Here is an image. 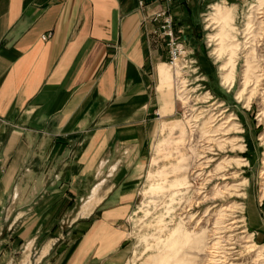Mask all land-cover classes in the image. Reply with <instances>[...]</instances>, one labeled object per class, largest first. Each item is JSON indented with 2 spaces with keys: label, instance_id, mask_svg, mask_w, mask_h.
Returning <instances> with one entry per match:
<instances>
[{
  "label": "rangeland",
  "instance_id": "obj_1",
  "mask_svg": "<svg viewBox=\"0 0 264 264\" xmlns=\"http://www.w3.org/2000/svg\"><path fill=\"white\" fill-rule=\"evenodd\" d=\"M184 1L197 5L191 39L174 21L187 54L180 68L167 60L173 108L155 123L144 149L119 144L102 166V198L126 189L120 217L105 233L119 241L116 249L102 260L81 256L83 221L94 216L80 213L87 197L60 207L52 224L27 209L36 201L31 163L13 183L25 194L0 206V264H207L210 255L220 264L217 250L227 254L225 264H264V243L247 224V207L264 219V0ZM182 158L184 171L177 170ZM183 175L186 184L169 185ZM232 219L233 228L217 239ZM178 226L200 242H185L177 257L167 239Z\"/></svg>",
  "mask_w": 264,
  "mask_h": 264
},
{
  "label": "crops",
  "instance_id": "obj_2",
  "mask_svg": "<svg viewBox=\"0 0 264 264\" xmlns=\"http://www.w3.org/2000/svg\"><path fill=\"white\" fill-rule=\"evenodd\" d=\"M196 5L160 0L139 9L136 0H0V206L25 194L13 183L21 167L33 163L36 201L27 209L48 215L52 224L60 207L87 197L80 213L94 216L83 221L81 256L102 260L116 249L119 241L105 233L114 229L111 218L120 217L126 189L102 198V166L119 144L144 149L155 123L173 108L168 52L150 15L169 6L175 28L182 25L191 39ZM177 167L186 169L185 158ZM186 183L183 175L169 185ZM247 209V224L264 243V219L255 207Z\"/></svg>",
  "mask_w": 264,
  "mask_h": 264
},
{
  "label": "built area",
  "instance_id": "obj_3",
  "mask_svg": "<svg viewBox=\"0 0 264 264\" xmlns=\"http://www.w3.org/2000/svg\"><path fill=\"white\" fill-rule=\"evenodd\" d=\"M160 0H136L138 8L145 9L149 4ZM171 2L172 0H165ZM153 20L158 21V27L154 31L158 37H162L168 52V63L172 67L180 68L181 63L186 60V46L174 29L173 16L167 7L159 8L150 15ZM193 62V61H191Z\"/></svg>",
  "mask_w": 264,
  "mask_h": 264
},
{
  "label": "bare ground",
  "instance_id": "obj_4",
  "mask_svg": "<svg viewBox=\"0 0 264 264\" xmlns=\"http://www.w3.org/2000/svg\"><path fill=\"white\" fill-rule=\"evenodd\" d=\"M264 40V39H263ZM262 43V40L260 41V43L258 45H260ZM246 57V69L248 68V58H250L249 54H245ZM230 74H226L225 78L229 79ZM242 85H243V89L246 88L248 86L249 80L245 78L244 81H242ZM241 92V91H240ZM239 92V95H240ZM264 112V109L262 110ZM239 141H243V140H239ZM263 163H264V159H263ZM262 175H264V169L261 170L260 172ZM240 194V193H239ZM242 195V194H241ZM244 196V195H243ZM224 222H227L225 224V230H220L217 239L219 238H223L225 233L228 230H231L233 228L232 224H234L235 222H237V220H230L227 221L225 220ZM227 229V230H226ZM187 241H191V243H196L198 244L200 242V237L196 236L195 234H192L190 232H187V230H185L183 227L178 226L173 233L170 235V237L167 239V246L171 249L170 253L173 255H177V257L180 255L179 253H181V248L184 245L185 242ZM190 247V246H189ZM227 254L224 253L223 250H217L216 253L214 254V256H218L220 264H225L226 259H227ZM207 264H216V260L212 257L211 259V255L209 257V259L207 260Z\"/></svg>",
  "mask_w": 264,
  "mask_h": 264
}]
</instances>
